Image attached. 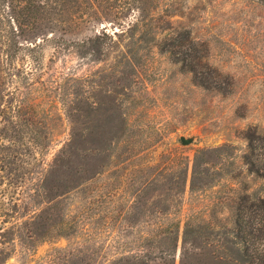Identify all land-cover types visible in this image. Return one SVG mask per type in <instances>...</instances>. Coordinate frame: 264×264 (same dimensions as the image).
<instances>
[{
	"label": "trees",
	"instance_id": "trees-1",
	"mask_svg": "<svg viewBox=\"0 0 264 264\" xmlns=\"http://www.w3.org/2000/svg\"><path fill=\"white\" fill-rule=\"evenodd\" d=\"M185 2L0 0V264L16 256L28 264L41 245L97 216L111 219L122 187L123 255L109 264H264V197L250 195L247 183H239L230 223L216 219L215 203L209 219H182L187 195L222 180L230 146L191 160L174 145L157 164L145 162L164 131L142 120L155 52L195 87L234 92L211 65L207 42L174 20L184 18ZM259 139L264 149V136L249 133V152ZM244 159L248 174L264 179ZM88 250L54 248L34 264H94Z\"/></svg>",
	"mask_w": 264,
	"mask_h": 264
},
{
	"label": "rangeland",
	"instance_id": "rangeland-1",
	"mask_svg": "<svg viewBox=\"0 0 264 264\" xmlns=\"http://www.w3.org/2000/svg\"><path fill=\"white\" fill-rule=\"evenodd\" d=\"M183 11L184 18L176 16L174 20L186 23L193 37L207 42L211 65L234 83V92L223 97L195 87L190 75L180 73L167 57L155 52L156 81L150 88L151 100L142 120H151L164 131L154 136L156 152L146 157L145 162L157 164L158 156L174 145L191 160L200 149L230 146L231 156H225L218 166L222 180L207 192L187 195L182 213L183 220L191 213H201L209 219L215 203L216 219L228 224L235 196L242 188L241 181L247 183L250 195L264 197V179L248 174L249 166L244 159L250 156L264 173L262 141H256V154L249 152L247 141L249 133L264 136V5L254 0H186ZM50 52L48 49L47 55ZM181 137L194 141L183 146ZM57 149L53 147L50 151L47 163ZM233 176L236 181L231 180ZM118 191L121 194L109 206L113 212H109L111 219L97 216L86 221L78 234L41 245L28 264H34L54 248H88L96 259L94 264H109L121 257L123 187ZM7 264H22V260L16 256Z\"/></svg>",
	"mask_w": 264,
	"mask_h": 264
},
{
	"label": "water",
	"instance_id": "water-1",
	"mask_svg": "<svg viewBox=\"0 0 264 264\" xmlns=\"http://www.w3.org/2000/svg\"><path fill=\"white\" fill-rule=\"evenodd\" d=\"M180 141H181V144H182L183 146H188V145H190L191 143H193L194 139H193V138L181 137V138H180Z\"/></svg>",
	"mask_w": 264,
	"mask_h": 264
}]
</instances>
